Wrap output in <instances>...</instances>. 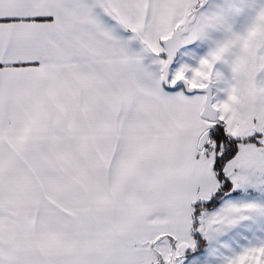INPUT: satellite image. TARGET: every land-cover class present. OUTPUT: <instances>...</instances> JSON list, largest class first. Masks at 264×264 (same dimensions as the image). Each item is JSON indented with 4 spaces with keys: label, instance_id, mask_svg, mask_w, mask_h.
Listing matches in <instances>:
<instances>
[{
    "label": "snow or ice",
    "instance_id": "obj_1",
    "mask_svg": "<svg viewBox=\"0 0 264 264\" xmlns=\"http://www.w3.org/2000/svg\"><path fill=\"white\" fill-rule=\"evenodd\" d=\"M0 264H264V0H0Z\"/></svg>",
    "mask_w": 264,
    "mask_h": 264
}]
</instances>
